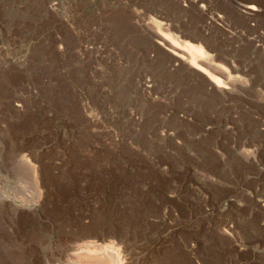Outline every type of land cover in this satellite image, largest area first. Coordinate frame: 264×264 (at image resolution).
I'll use <instances>...</instances> for the list:
<instances>
[{
  "label": "rangeland",
  "instance_id": "rangeland-1",
  "mask_svg": "<svg viewBox=\"0 0 264 264\" xmlns=\"http://www.w3.org/2000/svg\"><path fill=\"white\" fill-rule=\"evenodd\" d=\"M9 236L25 264L119 239L133 264H264V0H0V264Z\"/></svg>",
  "mask_w": 264,
  "mask_h": 264
},
{
  "label": "bare ground",
  "instance_id": "bare-ground-1",
  "mask_svg": "<svg viewBox=\"0 0 264 264\" xmlns=\"http://www.w3.org/2000/svg\"><path fill=\"white\" fill-rule=\"evenodd\" d=\"M246 6V8L250 10L257 8L254 4ZM155 23L157 25V31L159 32L158 34L162 35L163 38L165 37L166 40H168V43L170 42V46L173 45L176 49L178 47V49H181L183 51L182 53L179 52L177 55L188 62L190 67L208 76L220 90L229 88L228 85H226L228 83H226L222 79V77L216 75L215 73H212L208 69V67L212 66L215 62L211 53L208 52L201 43L193 42L190 40H181L177 35H173L163 30L160 26L161 22L159 23V21H156ZM215 65L217 66H215V68H217L215 71L217 73H221V75L224 74V77L225 74L229 72L226 71L227 68L224 67V65H222L221 63ZM228 74L230 75V73ZM226 77L229 76L226 75ZM20 245L22 244L19 241H15L9 236L8 246L10 249H13V258L8 257V254L3 249L4 255L7 259L6 264H25L24 261L26 259V251L24 250V248L22 249V246ZM132 258L133 257L130 256L128 245L124 243L122 239L110 240L109 242L105 243H100L95 240H88L87 242L78 245L72 253L68 254L66 256V260L59 259L55 264H133ZM180 262L179 264L182 263ZM182 264H187L185 258Z\"/></svg>",
  "mask_w": 264,
  "mask_h": 264
}]
</instances>
